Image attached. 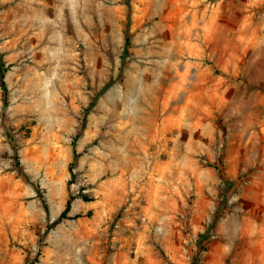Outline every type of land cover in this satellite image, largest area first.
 <instances>
[{
  "label": "rangeland",
  "instance_id": "1",
  "mask_svg": "<svg viewBox=\"0 0 264 264\" xmlns=\"http://www.w3.org/2000/svg\"><path fill=\"white\" fill-rule=\"evenodd\" d=\"M130 4L0 0V264H191L218 158L196 264H264V0Z\"/></svg>",
  "mask_w": 264,
  "mask_h": 264
},
{
  "label": "trees",
  "instance_id": "2",
  "mask_svg": "<svg viewBox=\"0 0 264 264\" xmlns=\"http://www.w3.org/2000/svg\"><path fill=\"white\" fill-rule=\"evenodd\" d=\"M125 4H126V6L128 8V17L127 18H128V21H129V18H130L129 11H130V8H131L130 0H125ZM128 25H129V22L126 23V27H125V48H124V55L122 56V58H124L129 53L130 36H129V26ZM8 66H9V64H6L5 60L3 59L2 53L0 52V88L2 90L3 107H6L7 104H8V101H7V85H6V82H5V73L8 70ZM108 86H109V84H108ZM92 104H93V101L85 109V112L83 114V121L85 120L86 114L90 111ZM77 135H75V137L73 139L74 141H73L72 144H74L75 138L77 137ZM9 142H10L11 148L13 150V156L15 158L16 165H17V167H19V161H18V157H17V147L14 144L13 138L11 136H9ZM214 167L216 168V170L218 172V175L221 177L222 182H223V187L221 189V198H220L218 204L216 205L215 211L213 213V216H212L209 224L206 226V228L202 232H200L198 234V238L196 240L197 249L194 250V252L191 255V264H196L197 263V259L199 257V254L204 249L201 246L202 240L204 238H208L209 237L211 228L215 225L217 220L221 216H223L224 208L227 205V199H228L229 192L231 190V187L234 184V181L232 179H230L225 174V172L223 170V166H222V161H221L220 158H218L217 161L214 163ZM77 196L81 197L85 201H88V200L92 199L89 195H87L86 193H82L81 191L78 192ZM74 197H75L74 195H70L68 197V199L66 200V203H65V207L60 212V214L57 216V218L52 222V224H55V223L61 221L63 218L67 217V212L70 210L71 202H72V199Z\"/></svg>",
  "mask_w": 264,
  "mask_h": 264
}]
</instances>
